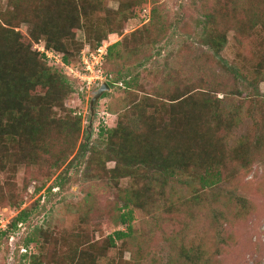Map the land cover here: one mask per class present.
Returning <instances> with one entry per match:
<instances>
[{
  "label": "trees",
  "instance_id": "16d2710c",
  "mask_svg": "<svg viewBox=\"0 0 264 264\" xmlns=\"http://www.w3.org/2000/svg\"><path fill=\"white\" fill-rule=\"evenodd\" d=\"M118 1V10L110 9L108 0H8L7 8H0V170L16 172L14 163L23 162L30 164V168H38L30 169V174L36 176L43 171L41 167L47 166L49 179L62 169L59 176L69 172L75 162L83 161L89 154L90 179H102L116 187H120L121 180H130L128 187L119 192L126 208L120 215L126 230H118L100 242L86 243L85 232L56 236L43 226L37 238L27 241V246L35 242L40 249L52 245L57 251L54 256L32 253L31 264H146L144 260L154 251L144 235L143 241L135 237L132 225L135 210L180 227L167 237L171 251L168 264H214L219 251L212 254L205 244L193 240L186 243L184 230L198 214L193 207L202 206L207 191L213 192L212 205L232 202V195L220 189L222 185L249 170L257 159L264 162V129L257 137L244 135L228 148L242 108L230 110L224 99L216 97L201 82L173 84L168 80L154 91H147L139 71L129 64L130 58L151 37L161 40L166 29L178 28L179 22L173 20L169 24L155 4L148 23L109 47L107 60L122 59L124 62L120 63L127 66L118 70V80L124 82L126 96L119 101L117 126L102 128L93 144L87 136L79 145L82 116L66 107L67 99L75 91L86 94V88L80 86L81 81L69 70L75 68L76 60L80 63L86 47L77 40V31L83 30L91 47L96 48L110 34L119 33L123 23L137 14L136 9L145 8V0ZM258 6V10H250V17L245 20L208 13L200 21L204 24L202 43L212 52L214 61L220 60L223 64L222 53L229 41V28L224 19L235 23L238 39L257 28L264 34V0H259ZM239 7L242 5L237 4L236 8ZM102 12L104 15H99ZM23 25L32 27L29 36L21 29ZM42 39L46 41V49L63 57L65 65L34 47ZM123 45L125 53L120 49ZM253 58L255 77L249 86L256 88L264 82V38ZM148 60L139 61L137 67H145ZM105 72L108 84L114 88L116 82L111 73L106 69ZM134 72L137 74L133 75ZM109 94L105 93L104 97ZM254 95L258 97L257 93ZM108 162H115V167L108 169ZM176 182H183L192 190L190 198L173 197L162 208L160 202L175 191ZM29 185L28 181L25 188ZM6 197L13 200L15 195L11 191L0 198ZM238 202L240 211L248 210L246 199ZM186 204L189 221L183 213L182 206ZM26 215L27 211H21L8 230L0 234L8 236L12 229L25 222ZM213 215V218L208 215L212 227L216 221V214ZM189 228L191 231L192 226ZM119 242L122 243L119 245ZM117 247L120 258L109 259L108 252ZM129 249L132 260L125 261L123 255Z\"/></svg>",
  "mask_w": 264,
  "mask_h": 264
},
{
  "label": "rangeland",
  "instance_id": "374dc122",
  "mask_svg": "<svg viewBox=\"0 0 264 264\" xmlns=\"http://www.w3.org/2000/svg\"><path fill=\"white\" fill-rule=\"evenodd\" d=\"M7 1L0 0V8L6 9ZM258 2L259 0H145V8L142 11L136 9L137 14L123 23V29L119 33L110 34L102 43L107 42L111 46L148 23L155 4L159 6L160 13L169 20V24L173 20L179 21L178 28H167L161 40L156 41L151 37L145 45L142 44L138 53L131 56L132 61L129 64L131 63L135 71H139L141 82L146 85L149 92L168 80L173 84L179 81L191 85L201 82L203 87L212 91L216 97L224 99L230 110L242 108L238 126L234 128L229 142L228 148H231L244 135L257 137L264 129V82L256 88L249 86L255 77L253 56L264 34L257 28L246 32L241 39H238L235 23L226 22L223 18L229 28V41L222 53V59L226 63L222 61L225 64L223 66L220 60H213L212 52L202 43L204 24L200 21L208 13H215L218 17L227 14L230 18L245 20L250 17L252 8L259 9ZM237 4L242 7L236 8ZM108 7L118 10L120 2L108 0ZM31 28L29 25H23L21 29L29 36ZM77 40L91 46L83 30L77 31ZM38 44L40 48H46L44 39L41 43L35 42L34 47L37 48ZM120 49L125 53L124 45ZM147 58L149 60L145 67H137L139 61ZM120 62L124 61L122 59L105 61V69L111 73V78L116 84L114 88L105 92L110 94L106 97L104 94L96 104V115L92 124L90 94L101 87L105 80L99 82L97 88L85 90L86 94L75 91L66 101V107L72 109L75 115H81L83 119L79 145L87 139V136L93 144L99 138L102 128H115L118 124L117 108L120 99L126 96L125 84L118 80V70L127 67ZM74 67L75 69L80 67L79 60L75 61ZM105 73L108 75L107 72ZM75 84L79 85L77 81ZM80 84L81 87L84 86L82 82ZM255 93L258 97L254 95ZM110 108L115 113H112ZM103 111L105 114H101ZM88 155L83 161L75 162L69 172L59 176L62 169L49 179L46 176V171L50 170L47 166L41 167L43 171L36 176L30 174V169L36 171L38 168L36 166L30 168V164L23 162L14 163L17 165L16 172L12 169L0 170V197L2 194L7 196L11 191L15 195L13 200L8 197L3 200L0 198V203L2 202L0 233L8 230L13 219L21 211H27L25 222L12 229L8 236L0 234V264H31L32 253L53 255L57 250L52 245L40 249L35 242H32L27 246V241L37 238L43 226L50 231V234L56 236L85 232L86 243L100 242L118 230L127 229V225L122 223L120 218L126 208L119 198V192L121 188L128 187L130 180L123 179L120 187H116L102 179H90L87 170ZM114 167L115 162L107 163L108 169ZM28 181L30 185L26 189ZM199 185L197 183V187ZM38 187L43 188L37 192ZM173 189L175 191L160 202L162 208L168 206V201L173 197L176 200H184L190 198L192 193L183 182L174 183ZM220 189H225L229 196L232 195V202L212 205V191H207L202 206L193 207L198 214L196 213L197 215H194L190 221V215H186L189 205L182 206L185 209L183 213L190 227L192 226L191 231L189 225L186 226L187 230H184L186 243L193 240L198 244H205L212 254L219 251L214 264H264V162L257 159L249 170L241 172L234 181L223 184ZM241 198L248 201V210L243 212L240 211L238 202ZM213 207H216L217 211ZM200 208H203L202 212ZM133 213L132 225L136 231H134L135 237L139 240L144 235L154 251L144 262L168 264L171 251L167 237L175 234L180 227L154 218L153 215L143 211L135 210ZM160 213L165 217L163 211ZM209 213L212 218L213 214H216L213 227L208 217ZM121 243L119 242V245ZM120 256L119 247L112 248L107 254L111 260L119 259ZM132 256L129 249L123 255V259L130 261ZM153 259L156 260L155 263Z\"/></svg>",
  "mask_w": 264,
  "mask_h": 264
},
{
  "label": "built area",
  "instance_id": "2783aa9c",
  "mask_svg": "<svg viewBox=\"0 0 264 264\" xmlns=\"http://www.w3.org/2000/svg\"><path fill=\"white\" fill-rule=\"evenodd\" d=\"M110 45L107 42L102 43L100 46L93 48L90 45H86L80 55V68H69L70 73L75 77L79 78L83 83V87L86 91L97 88L103 80L107 82L108 75L105 73L104 64L109 54ZM37 48L47 54L51 59H54L57 63H63V57L45 47L40 48L38 44ZM65 65V64H64ZM76 70V71H75ZM100 82V83H99ZM103 111L102 113H104Z\"/></svg>",
  "mask_w": 264,
  "mask_h": 264
},
{
  "label": "water",
  "instance_id": "95a60500",
  "mask_svg": "<svg viewBox=\"0 0 264 264\" xmlns=\"http://www.w3.org/2000/svg\"><path fill=\"white\" fill-rule=\"evenodd\" d=\"M110 89L111 86L108 84V82H104L101 87L91 92V124L94 121L96 115V104L100 101L105 92L109 91Z\"/></svg>",
  "mask_w": 264,
  "mask_h": 264
}]
</instances>
